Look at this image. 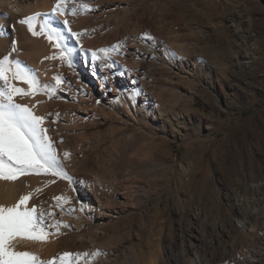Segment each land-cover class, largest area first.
<instances>
[{"label": "bare ground", "instance_id": "obj_1", "mask_svg": "<svg viewBox=\"0 0 264 264\" xmlns=\"http://www.w3.org/2000/svg\"><path fill=\"white\" fill-rule=\"evenodd\" d=\"M191 2L193 21L186 18L182 0H159V4L155 0H69L68 11L80 3L90 5V11H78L77 15H51L57 0H0V58L10 55V59L19 61L35 76L41 89L36 95H17L14 101L30 108L35 105L34 113L44 117L42 126L47 129L63 171L71 178L42 173L0 180V206L12 207L30 194L21 209L35 207L38 213L43 212L50 226L46 229L58 227L70 233L89 228L85 234H73L75 241L89 249L87 264L97 257L92 253L101 254L99 241L111 237L116 230L117 220L110 222L111 217L142 211V201L134 192L137 179L145 178L149 185L158 169L173 167L170 140L176 134L186 135L187 121L192 117L203 118L191 107L200 86L189 93L181 85L182 79L190 81L194 74L177 69V65L185 67L183 63L193 57L196 67H200L205 53L211 63L217 59L213 42L210 47L202 45L200 2ZM37 12L45 15L36 22V30L41 21L48 20L63 34L71 66L59 58L46 59L59 57L54 41L44 35L33 36L27 25L19 23ZM65 19L71 32L82 33L79 37L67 31ZM154 33L161 35L153 36ZM173 47L178 55L171 51ZM100 49L110 51L105 55ZM94 51L98 59H93ZM162 71L179 73L177 85H169L172 80L163 88L161 84L167 77ZM54 77L62 83L57 85ZM12 83L27 90L22 82ZM44 91L51 92V98ZM166 93L173 97L171 105L161 100ZM65 152L70 154L67 159ZM178 164L181 175L195 167L194 161L188 159ZM261 186L264 178L251 183V188ZM54 197H65L67 203L61 201L58 205ZM250 208L246 204L240 212L247 214ZM258 209L255 206L250 211ZM253 215L258 217L257 213ZM93 219L101 224L93 227ZM237 222L240 233L251 231L245 218ZM11 242L35 256L46 245L40 243L46 241L21 238ZM26 247L37 251H27ZM157 258H149L150 264H155ZM175 261L179 264L178 259ZM203 261L204 258L192 257L194 264H204Z\"/></svg>", "mask_w": 264, "mask_h": 264}, {"label": "rangeland", "instance_id": "obj_2", "mask_svg": "<svg viewBox=\"0 0 264 264\" xmlns=\"http://www.w3.org/2000/svg\"><path fill=\"white\" fill-rule=\"evenodd\" d=\"M191 1L182 0L189 21L194 16ZM199 2L202 45L210 47L213 42L216 66L205 53L200 67L193 57L177 69L194 74L180 83L189 93L200 86L191 107L203 118L192 117L186 135L176 134L170 140L173 169H158L149 185L145 178L137 179L134 192L142 201V211L111 217L110 222L117 220L116 230L109 239L99 241L101 256H94L89 264H150L153 257H159L155 264H175L176 259L179 264H194V256L204 258V264H264V186L251 188L252 182L264 178V0ZM161 74L167 77L163 88L172 80L169 85H177L176 77L181 76ZM169 94L161 99L167 105L173 102ZM187 159L195 167L181 175L178 163ZM246 204L260 210L253 213L250 208L247 214L241 210L242 214ZM241 218L252 226L249 233L238 231ZM92 222L93 227L101 224L96 219ZM88 230L46 229L52 234L40 242L46 245L36 257L42 264H60V256L70 253L65 264H87L89 249L75 241L73 234ZM10 245L14 251L25 252ZM29 249L37 251L25 250Z\"/></svg>", "mask_w": 264, "mask_h": 264}, {"label": "snow or ice", "instance_id": "obj_3", "mask_svg": "<svg viewBox=\"0 0 264 264\" xmlns=\"http://www.w3.org/2000/svg\"><path fill=\"white\" fill-rule=\"evenodd\" d=\"M69 0H57L52 8L51 15H77L79 12L90 11V5L80 3L78 7L70 11L66 9ZM45 14L34 13L19 23L27 25L28 31L33 36L44 35L50 42L54 41V47L60 50L59 58L68 62L71 66V53L63 43L64 36L48 20L39 23V31L36 30V22ZM67 31L74 37H79L82 33L71 32L68 20L63 21ZM152 39V37H148ZM15 41H13L12 51L15 52ZM112 51L115 50L111 49ZM109 49H100L99 52L107 55ZM93 59H98L97 52H92ZM57 85L62 81L59 77H54ZM12 81H19L26 84L27 90L16 87ZM41 92L38 80L19 61L10 59V55L0 58V180H16L20 176L29 174H52L71 180L63 171L62 165L57 159L51 138L47 134V129L42 125L44 117L36 115L32 108L14 101L17 95L29 96ZM43 94L51 98L52 93L44 91ZM69 153L65 152L67 159ZM39 191V189H37ZM30 194L22 196L16 205L12 207L0 206V264H42L38 258L29 252H17L12 249L10 242L17 239H29L46 241L52 233L46 231L44 213L37 212L35 207L21 209V205L26 204ZM57 204L61 201L67 203L65 197H54ZM63 210V209H62ZM48 215H52L48 213ZM67 226V225H65ZM58 233V227H57ZM99 253H92L93 256ZM73 254L64 253L60 256V264H65ZM78 258V257H77ZM48 264H53L49 261ZM70 264V262H69Z\"/></svg>", "mask_w": 264, "mask_h": 264}]
</instances>
